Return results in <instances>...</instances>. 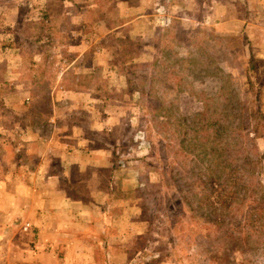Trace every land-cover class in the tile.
Wrapping results in <instances>:
<instances>
[{
	"label": "rangeland",
	"instance_id": "1",
	"mask_svg": "<svg viewBox=\"0 0 264 264\" xmlns=\"http://www.w3.org/2000/svg\"><path fill=\"white\" fill-rule=\"evenodd\" d=\"M0 264H264V0H0Z\"/></svg>",
	"mask_w": 264,
	"mask_h": 264
},
{
	"label": "trees",
	"instance_id": "2",
	"mask_svg": "<svg viewBox=\"0 0 264 264\" xmlns=\"http://www.w3.org/2000/svg\"><path fill=\"white\" fill-rule=\"evenodd\" d=\"M217 164H218V161L215 162V165H217ZM227 175L228 174L220 175V174L215 173V175H213L211 178L208 177L210 179L208 185L211 186V188L214 187L212 195L215 197V201H217L219 203L218 205H220V207L222 209L221 213L229 212L228 207H226L228 205L226 203L227 199H230L231 195L233 193H237L239 190L238 183L236 184L235 181L232 183H229ZM218 177L219 178L222 177V179L219 180V179H217ZM202 198H205V200L210 202L211 207H213V210L216 211L215 208L218 205L211 203V197L209 195H205ZM199 203H201V200H199ZM189 205H190V203H189ZM217 216L218 217L214 219V222H216V224L219 225L223 222V219H222L220 214H218Z\"/></svg>",
	"mask_w": 264,
	"mask_h": 264
},
{
	"label": "built area",
	"instance_id": "3",
	"mask_svg": "<svg viewBox=\"0 0 264 264\" xmlns=\"http://www.w3.org/2000/svg\"><path fill=\"white\" fill-rule=\"evenodd\" d=\"M28 226V223H24L23 228H26Z\"/></svg>",
	"mask_w": 264,
	"mask_h": 264
}]
</instances>
